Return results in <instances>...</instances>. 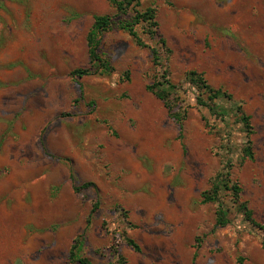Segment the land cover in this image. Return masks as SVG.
<instances>
[{
  "label": "rangeland",
  "instance_id": "374dc122",
  "mask_svg": "<svg viewBox=\"0 0 264 264\" xmlns=\"http://www.w3.org/2000/svg\"><path fill=\"white\" fill-rule=\"evenodd\" d=\"M139 1L168 51L114 29L98 48L112 71L77 78L110 1L0 0V264H264V0ZM161 76L188 106L181 125L147 90ZM227 162L256 225L233 210L217 228L202 203Z\"/></svg>",
  "mask_w": 264,
  "mask_h": 264
},
{
  "label": "trees",
  "instance_id": "16d2710c",
  "mask_svg": "<svg viewBox=\"0 0 264 264\" xmlns=\"http://www.w3.org/2000/svg\"><path fill=\"white\" fill-rule=\"evenodd\" d=\"M113 6L115 14L113 16H95L93 24L86 36V46L88 51L89 62L91 66H95L94 70L90 69H78L71 73L72 77L81 78L83 76L91 74H103L112 71V67L109 65L107 60L103 59L99 54V43L102 35L108 31L118 29L128 33L134 42L143 48L148 46L143 43L140 36L135 30V27L140 25L143 27L144 33L150 38L151 41L159 46V48L165 49L166 42L161 37L158 31V23L156 21V10L153 8L140 9L139 0H109ZM126 17V19H122ZM151 51L152 64L154 66L159 65V50L156 47H149ZM187 83L192 88H196L201 95H208V100L213 101L220 96L219 91L213 90L206 81L198 74L190 72L187 75ZM157 99H159L167 110L168 116L173 119L177 124L181 125L185 120L187 108H176V103L173 101L177 100L179 95V89L174 86L166 76H161L160 80L153 86L147 87ZM199 105L206 106V102L199 99ZM239 122L247 134L246 148L244 155L247 159H252L251 152V141L249 136L251 133L250 118L245 115L240 108L238 109ZM74 177L71 176V179ZM91 186V184H83L80 186H74V191L78 192L84 188ZM241 188L237 181L231 178L230 164L228 162L216 175L211 187L201 193L202 203L216 204L217 208L215 211V227L223 228L229 221L231 213L234 211L241 213L247 221L251 224L256 225L254 220L251 218V212L247 208L244 202L240 200ZM229 196V205L225 204L226 197ZM96 208V206H95ZM127 244L132 250L138 252V247L130 239H127ZM71 261L77 262L78 264H90L86 259L78 258L73 252L70 253ZM238 264H243L242 260H238Z\"/></svg>",
  "mask_w": 264,
  "mask_h": 264
}]
</instances>
